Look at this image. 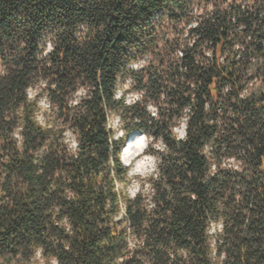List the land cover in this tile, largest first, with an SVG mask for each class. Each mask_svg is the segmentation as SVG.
I'll return each mask as SVG.
<instances>
[{
	"label": "trees",
	"instance_id": "1",
	"mask_svg": "<svg viewBox=\"0 0 264 264\" xmlns=\"http://www.w3.org/2000/svg\"><path fill=\"white\" fill-rule=\"evenodd\" d=\"M40 77L45 127L24 93ZM128 79L125 95L145 93L131 106L116 95ZM142 133L168 145L147 150L154 207L115 190L132 180L119 153ZM34 246L61 264H264V0H0V264H28Z\"/></svg>",
	"mask_w": 264,
	"mask_h": 264
},
{
	"label": "clouds",
	"instance_id": "2",
	"mask_svg": "<svg viewBox=\"0 0 264 264\" xmlns=\"http://www.w3.org/2000/svg\"><path fill=\"white\" fill-rule=\"evenodd\" d=\"M54 50V45L51 41H48L44 48L43 55L47 56ZM134 68H139L136 63H131ZM48 87V80L45 78H38L33 83L27 85L24 89V93L28 102L35 101L36 111H34L32 119L36 124L41 127L47 126V118L51 116L54 110V104L52 99L46 94H41L44 89ZM55 87V85H53ZM126 87V86H125ZM87 94L86 86H79L71 94V97L67 99L69 106H77L81 103V99ZM242 96L246 95V91L241 93ZM119 98V95L117 96ZM141 97L136 93H130L124 97V103L128 106L134 105L139 101ZM147 110L152 116L158 114L157 108L149 104ZM187 111V109H185ZM188 117L183 116L178 119L170 128V131L177 140H185L188 136ZM106 127H112L114 129L110 139H119L127 135V130L120 127L119 124L111 119L106 123ZM63 143L68 146L70 151H76L80 146L79 133L71 128H67L63 132ZM151 146L153 149L160 152H166L168 145L161 137L159 139L153 137L148 133H142L134 141L128 142L124 147L123 152L119 153V158L125 166H132L127 172L128 177L135 176L131 183H127L126 186H122L119 181H115V190L119 191L122 187L127 197L134 200L138 195L144 200V204L147 207H154L152 196L155 195V189L153 185L148 182L147 178L152 177L158 179L160 176V158L148 152V148ZM225 163H228L225 161ZM125 208L123 203L120 205L119 217L124 216ZM117 217V218H119ZM55 220V216L53 217ZM63 227H70V219L68 216H64L61 220L56 221ZM130 247L133 243L130 242ZM28 264H61L60 258L56 255L45 254L43 247L34 246L33 252L28 259Z\"/></svg>",
	"mask_w": 264,
	"mask_h": 264
},
{
	"label": "bare ground",
	"instance_id": "3",
	"mask_svg": "<svg viewBox=\"0 0 264 264\" xmlns=\"http://www.w3.org/2000/svg\"><path fill=\"white\" fill-rule=\"evenodd\" d=\"M179 55L180 56H182L181 55V53H179ZM149 60V58L148 57H144L142 60H140V61H138V62H136V64H138L139 65V68H134L132 65H131V68H133L135 71H139V70H141V69H143L144 68V64H146L147 63V61ZM132 85V80H130V79H128V80H126V82L124 83V84H118V86H117V92H116V95L118 96L119 95V98H121V97H126V96H128L129 95V93H127L126 95H125V92L127 91V90H129V88H130V86ZM126 86V87H125ZM131 93H134V91L133 92H131ZM158 115V114H157ZM156 115V116H157ZM156 116H153V117H156ZM186 116V115H185ZM111 119V118H110ZM119 119V118H118ZM119 121H120V119H119ZM141 134H134L133 136H132V141H134L138 136H140Z\"/></svg>",
	"mask_w": 264,
	"mask_h": 264
},
{
	"label": "rangeland",
	"instance_id": "4",
	"mask_svg": "<svg viewBox=\"0 0 264 264\" xmlns=\"http://www.w3.org/2000/svg\"><path fill=\"white\" fill-rule=\"evenodd\" d=\"M129 89H130V88H129ZM131 92H133V91H131ZM131 92H129V94H130ZM111 120H113V121L117 122V123L119 124V126H120V127H122V126H121V123H120V121H119V119H118V117H117V116H114V115H113V116H111ZM126 146H127V145H126ZM128 167L130 168V167H132V166H128ZM134 177H135V176H132V177H131V178H132V180L134 179ZM132 180H131V181H132Z\"/></svg>",
	"mask_w": 264,
	"mask_h": 264
},
{
	"label": "built area",
	"instance_id": "5",
	"mask_svg": "<svg viewBox=\"0 0 264 264\" xmlns=\"http://www.w3.org/2000/svg\"><path fill=\"white\" fill-rule=\"evenodd\" d=\"M148 66V61L146 64H144V68H146ZM134 93H136L137 95H139L142 99V97L144 96V92H141V91H134ZM153 105V104H152ZM148 111V110H147ZM149 112V111H148ZM150 113V112H149ZM151 114V113H150Z\"/></svg>",
	"mask_w": 264,
	"mask_h": 264
}]
</instances>
